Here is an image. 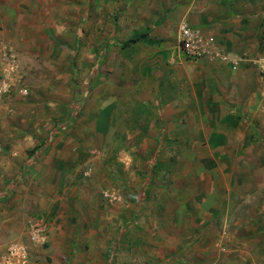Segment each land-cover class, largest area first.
<instances>
[{
	"label": "rangeland",
	"instance_id": "obj_1",
	"mask_svg": "<svg viewBox=\"0 0 264 264\" xmlns=\"http://www.w3.org/2000/svg\"><path fill=\"white\" fill-rule=\"evenodd\" d=\"M251 6L241 80L264 84ZM145 28L146 0H0V264H203L190 210L213 169L153 111L142 70L165 44H130Z\"/></svg>",
	"mask_w": 264,
	"mask_h": 264
},
{
	"label": "crops",
	"instance_id": "obj_2",
	"mask_svg": "<svg viewBox=\"0 0 264 264\" xmlns=\"http://www.w3.org/2000/svg\"><path fill=\"white\" fill-rule=\"evenodd\" d=\"M166 1L146 0V28L131 39L147 33L146 46L165 44L146 54L142 84L147 90L154 83L152 90L160 89L161 96L163 92L154 113L174 123L179 139H192L184 146L207 155L200 157V169L205 160L208 171L213 169L193 183L198 185L190 210L195 213L190 225L198 239L193 248L206 252L200 256L203 264H264V84L241 80L247 76L241 57L257 54L263 28L248 45L247 23L263 14L251 6L253 0H241L239 12H232L231 4L237 0H222V12L232 14L218 18L216 0H206L202 7L207 17L199 19L196 0H172L165 8ZM184 24L207 41L206 57L195 60L181 49ZM236 170L250 171L253 177H236Z\"/></svg>",
	"mask_w": 264,
	"mask_h": 264
},
{
	"label": "built area",
	"instance_id": "obj_3",
	"mask_svg": "<svg viewBox=\"0 0 264 264\" xmlns=\"http://www.w3.org/2000/svg\"><path fill=\"white\" fill-rule=\"evenodd\" d=\"M181 49L192 59H200L206 57L207 50L205 48L207 41L199 37L188 25H182L180 29Z\"/></svg>",
	"mask_w": 264,
	"mask_h": 264
},
{
	"label": "trees",
	"instance_id": "obj_4",
	"mask_svg": "<svg viewBox=\"0 0 264 264\" xmlns=\"http://www.w3.org/2000/svg\"><path fill=\"white\" fill-rule=\"evenodd\" d=\"M150 40L148 39V34L144 33L141 35H138L132 39L129 40L130 44H135V43H146L149 42Z\"/></svg>",
	"mask_w": 264,
	"mask_h": 264
}]
</instances>
